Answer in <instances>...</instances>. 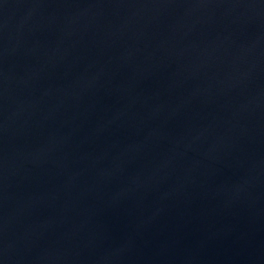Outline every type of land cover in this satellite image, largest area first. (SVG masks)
Instances as JSON below:
<instances>
[{"label": "water", "instance_id": "1", "mask_svg": "<svg viewBox=\"0 0 264 264\" xmlns=\"http://www.w3.org/2000/svg\"><path fill=\"white\" fill-rule=\"evenodd\" d=\"M0 264H264V0H0Z\"/></svg>", "mask_w": 264, "mask_h": 264}]
</instances>
